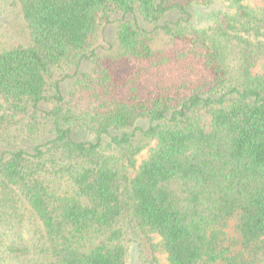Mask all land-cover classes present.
<instances>
[{
  "label": "trees",
  "instance_id": "1",
  "mask_svg": "<svg viewBox=\"0 0 264 264\" xmlns=\"http://www.w3.org/2000/svg\"><path fill=\"white\" fill-rule=\"evenodd\" d=\"M0 145V264H264V0H0Z\"/></svg>",
  "mask_w": 264,
  "mask_h": 264
},
{
  "label": "rangeland",
  "instance_id": "2",
  "mask_svg": "<svg viewBox=\"0 0 264 264\" xmlns=\"http://www.w3.org/2000/svg\"><path fill=\"white\" fill-rule=\"evenodd\" d=\"M192 14H193V19L195 22H199L201 20H203L208 13V9L207 8H202V7H195L192 10ZM107 39L110 38L111 33H112V27L109 26L107 27ZM107 39H100V41L103 44H108V40ZM91 137V136H89ZM30 142H25L24 145H30ZM4 149V147L2 145H0V152ZM147 154V149H144V151H142V153L138 156V161L141 160L142 157H144ZM159 238L157 236H154V241H158ZM157 258L159 259L160 263H165L166 262V257L164 254L162 253H157ZM125 264H141V260L138 256V252H137V248L135 246V244L133 242H129L128 244V252H127V258L125 261Z\"/></svg>",
  "mask_w": 264,
  "mask_h": 264
}]
</instances>
